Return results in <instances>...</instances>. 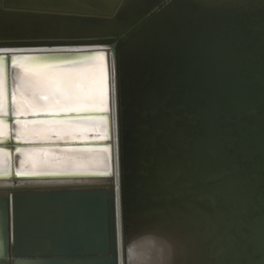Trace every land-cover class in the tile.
I'll return each mask as SVG.
<instances>
[{"label":"water","instance_id":"water-1","mask_svg":"<svg viewBox=\"0 0 264 264\" xmlns=\"http://www.w3.org/2000/svg\"><path fill=\"white\" fill-rule=\"evenodd\" d=\"M168 1L117 0L104 11L100 2L90 10L0 0V65L8 103V112L0 114L8 126L0 151L9 158L8 172L0 174L5 188L0 190V264H119L120 259L124 264L118 229L126 242L157 222L175 224L180 212L181 223L216 213L228 216L232 204L227 207L221 194L240 186L222 185L235 183L236 177L252 192L246 216H264V147L257 149L264 145V25L259 20L264 7L236 13L202 0ZM199 57L209 61L203 85L190 69ZM97 58L106 111L12 113V69H20V61L68 66ZM85 118H102L103 136L36 142L13 134L17 121ZM114 124L121 143L117 163ZM24 148L99 150L107 164L97 171L18 173L16 156ZM213 155L228 161L217 164ZM84 180H105L106 185L79 186ZM49 181H71L72 186L45 187ZM11 197H16L12 232ZM26 197L38 201L34 210L40 213L32 219L62 215L50 235L30 234L33 240L49 236L45 252H32L28 245L27 229L35 221L18 213ZM210 244L198 245L204 249L202 260L209 257V262L217 249Z\"/></svg>","mask_w":264,"mask_h":264},{"label":"bare ground","instance_id":"bare-ground-1","mask_svg":"<svg viewBox=\"0 0 264 264\" xmlns=\"http://www.w3.org/2000/svg\"><path fill=\"white\" fill-rule=\"evenodd\" d=\"M117 0H13L15 4H29L37 7H70L88 8L94 10L93 6L102 10H110L112 4ZM205 4L218 8H233L236 13L241 11H253L264 7V0H202ZM162 5L168 0H160ZM169 12L165 14L166 17ZM262 20L264 25V18ZM115 47V42L113 49ZM20 69H12V113L14 115H30L57 113L65 111L100 110L105 106L104 102V75L103 67L99 58L85 64L68 66H42L33 65L27 61H20ZM190 69L196 71V82L199 85L208 83L209 61L203 57L195 59ZM200 68V70H199ZM198 69L199 71H197ZM113 76V67L111 66ZM194 76V78H195ZM116 80V79H115ZM113 83V80H112ZM116 89V85H115ZM116 91V90H115ZM5 72L0 65V114L8 112L6 100ZM114 95V86H113ZM114 118V114H113ZM106 124L103 119H37L22 120L13 124V134L23 141H63L71 139H84L88 134H101L105 132ZM8 126L4 120H0V137L7 134ZM114 146L115 162L120 158V134L116 132L114 124ZM54 136V137H53ZM264 145H258L257 149L262 150ZM251 151V148H246ZM217 164L228 161V158L220 155L211 156ZM8 154L0 151V174L8 172ZM107 156L99 150H54L47 148H24L20 149V154L16 156L17 172H59L72 170H102L106 168ZM223 160V161H222ZM119 162V161H118ZM121 171L119 170V174ZM114 178V176H112ZM236 177L235 183H225L223 188L230 185L239 184L237 191L221 194L223 199L232 204L227 208L228 216L216 213L209 215L201 221H196L190 217L187 222L181 223L184 216L180 215L173 219L175 224L165 221L151 225L148 232H143L139 237L127 239L125 242L124 233L120 236L118 229V254L120 257L121 248L124 255V264H264V216H246L248 213L247 203L250 201L252 192H248L242 181ZM105 180L79 181L82 186L86 185H106ZM71 181H49L44 183L45 187H70ZM113 183V181H112ZM242 183V184H240ZM0 184V190L2 188ZM116 186L114 188L116 189ZM221 187V185H219ZM118 190V189H117ZM118 192L116 193V198ZM112 198V196H110ZM10 205V228L13 230V204L16 197H11ZM264 206V194L261 199ZM19 214L24 220L27 215L29 220L32 216H37L40 212L36 209L37 200L35 197H26L21 200ZM112 202V201H111ZM34 206V208H32ZM46 213V214H45ZM118 213V212H117ZM186 213V212H185ZM194 213V212H193ZM43 214V213H42ZM45 216L49 214L44 212ZM113 210L111 204V221L113 220ZM196 214V213H195ZM200 214H198L199 216ZM36 216L34 217L36 219ZM59 213L52 217L32 219L30 228L27 229L28 239L32 232L50 235V229H56L61 225ZM50 218H52L50 220ZM22 220V221H23ZM34 220V221H33ZM122 226L125 222L121 221ZM71 224H73L71 222ZM234 228V231H230ZM37 230V232H36ZM39 230V231H38ZM26 232V233H27ZM124 232V230L122 231ZM225 232H228L225 234ZM36 236V240L29 239L28 245L32 252H45L50 249L49 236ZM217 235V236H216ZM40 237V238H39ZM41 237L43 239H41ZM122 240V241H121ZM213 243L217 248L215 253L206 260L201 256L204 249L198 248L200 243ZM113 249L115 243L112 244ZM0 246L1 241H0ZM115 250H113V255ZM158 261V262H157ZM162 263H161V262ZM7 262V261H6ZM41 263V262H39ZM38 262L17 261L16 264H39ZM121 264V259L119 261Z\"/></svg>","mask_w":264,"mask_h":264},{"label":"snow or ice","instance_id":"snow-or-ice-1","mask_svg":"<svg viewBox=\"0 0 264 264\" xmlns=\"http://www.w3.org/2000/svg\"><path fill=\"white\" fill-rule=\"evenodd\" d=\"M100 110H102V111H106L107 109H106V108H102V109H100Z\"/></svg>","mask_w":264,"mask_h":264},{"label":"rangeland","instance_id":"rangeland-1","mask_svg":"<svg viewBox=\"0 0 264 264\" xmlns=\"http://www.w3.org/2000/svg\"><path fill=\"white\" fill-rule=\"evenodd\" d=\"M158 262V261H157ZM161 262V261H160ZM162 263V262H161ZM157 264H160L159 262Z\"/></svg>","mask_w":264,"mask_h":264}]
</instances>
